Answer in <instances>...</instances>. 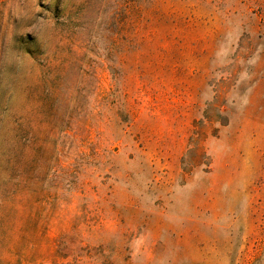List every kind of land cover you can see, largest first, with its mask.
<instances>
[{
	"label": "rangeland",
	"instance_id": "374dc122",
	"mask_svg": "<svg viewBox=\"0 0 264 264\" xmlns=\"http://www.w3.org/2000/svg\"><path fill=\"white\" fill-rule=\"evenodd\" d=\"M0 264H264V0H0Z\"/></svg>",
	"mask_w": 264,
	"mask_h": 264
}]
</instances>
